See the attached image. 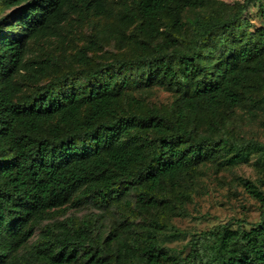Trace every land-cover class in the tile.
<instances>
[{
  "label": "trees",
  "instance_id": "16d2710c",
  "mask_svg": "<svg viewBox=\"0 0 264 264\" xmlns=\"http://www.w3.org/2000/svg\"><path fill=\"white\" fill-rule=\"evenodd\" d=\"M221 4L0 0V264H264V190L247 178L236 183L260 203L256 222L193 233L183 256L159 238L180 235L164 210L188 196L198 166L230 167L252 154L264 166V144L238 139L216 116L264 107L256 84L264 25L251 30L243 17L252 4L264 17V0ZM71 24L97 27L70 56L73 67L33 52ZM126 29L141 38L140 52L94 63L100 40ZM163 80L176 92L175 113L142 109L127 94ZM205 114L220 135L193 131ZM83 207L84 218L64 215ZM110 209L119 218L104 234L98 222Z\"/></svg>",
  "mask_w": 264,
  "mask_h": 264
},
{
  "label": "rangeland",
  "instance_id": "374dc122",
  "mask_svg": "<svg viewBox=\"0 0 264 264\" xmlns=\"http://www.w3.org/2000/svg\"><path fill=\"white\" fill-rule=\"evenodd\" d=\"M221 1V8L225 11L230 10L236 1L241 0H218ZM11 8L4 9L1 13H9ZM257 8L254 4L249 5L243 13V17L248 19L250 29H257L264 25V17L256 13ZM182 15H190L184 11ZM97 27L89 24L75 26L71 24L69 32L64 38H48L45 42H40L36 45L33 52L38 53V56H43L46 51H51L57 55L60 62L66 67H73L74 62L70 59L72 53L86 40L90 38ZM183 33L187 34L188 27L185 26ZM164 29L160 25L159 30ZM163 36L162 33H160ZM160 35L153 41L159 42ZM115 37V35H114ZM141 38L136 32H131L130 29L123 31L122 38H104L100 40L95 49L89 52L92 61H107L111 57L131 58L141 50ZM150 47L147 46L148 50ZM93 63V64H94ZM92 64V65H93ZM163 83H154L145 89L130 90L127 94L137 99H142V109L155 107L164 114L175 113L174 100L176 92L170 86ZM257 93L264 95V78L259 77L257 82ZM219 121H224V128L229 129L228 132L234 134L238 139H252L264 144V107H249L248 109L242 105L227 112L224 108H219L216 114ZM212 117L204 115L199 118V121L194 122L195 133H203L212 135H220V131L212 127ZM224 134V132L222 133ZM256 154H252L247 159V162H240L230 167H218L214 164L206 163L197 167L193 177H190V187L186 189L187 197L178 195L180 206L178 208H169L167 212L164 210L165 216H168V222L180 230L178 237L162 235L159 238L161 243L169 248V253L183 256L188 247L187 240L193 233L201 230H207L218 223L232 221L233 227L237 219L243 220L247 224L254 223L258 220L260 203L249 196L243 188L236 183V179L247 178L264 190V166H260L256 161ZM263 178V180H262ZM262 181V182H261ZM154 209L144 213V217H151ZM89 213V208H77L66 211L77 219L84 218ZM56 217V216H55ZM61 217V216H60ZM57 216L56 219L60 218ZM101 218V217H100ZM98 218V219H100ZM99 220L101 231L106 234L119 218L118 209H110V211ZM144 218V219H145ZM101 221V222H100ZM45 222V221H44ZM43 222V223H44ZM36 232L38 228H35ZM35 236L32 237V239Z\"/></svg>",
  "mask_w": 264,
  "mask_h": 264
}]
</instances>
